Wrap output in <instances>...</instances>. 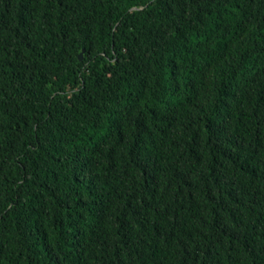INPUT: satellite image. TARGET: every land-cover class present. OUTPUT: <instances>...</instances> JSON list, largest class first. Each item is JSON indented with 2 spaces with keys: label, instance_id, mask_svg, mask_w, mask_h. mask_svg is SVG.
Masks as SVG:
<instances>
[{
  "label": "trees",
  "instance_id": "1",
  "mask_svg": "<svg viewBox=\"0 0 264 264\" xmlns=\"http://www.w3.org/2000/svg\"><path fill=\"white\" fill-rule=\"evenodd\" d=\"M0 264H264V0H0Z\"/></svg>",
  "mask_w": 264,
  "mask_h": 264
},
{
  "label": "water",
  "instance_id": "2",
  "mask_svg": "<svg viewBox=\"0 0 264 264\" xmlns=\"http://www.w3.org/2000/svg\"><path fill=\"white\" fill-rule=\"evenodd\" d=\"M83 51H84V49H83ZM83 51L80 52V54H79V58H80V59H82V57H83Z\"/></svg>",
  "mask_w": 264,
  "mask_h": 264
}]
</instances>
